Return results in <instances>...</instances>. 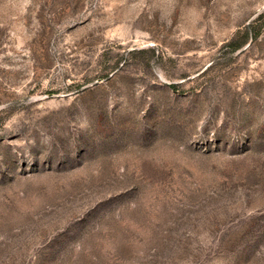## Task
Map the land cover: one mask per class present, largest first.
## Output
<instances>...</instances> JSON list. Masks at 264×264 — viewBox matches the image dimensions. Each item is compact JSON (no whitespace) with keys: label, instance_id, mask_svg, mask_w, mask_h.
<instances>
[{"label":"rangeland","instance_id":"obj_1","mask_svg":"<svg viewBox=\"0 0 264 264\" xmlns=\"http://www.w3.org/2000/svg\"><path fill=\"white\" fill-rule=\"evenodd\" d=\"M0 264H264V0H0Z\"/></svg>","mask_w":264,"mask_h":264}]
</instances>
